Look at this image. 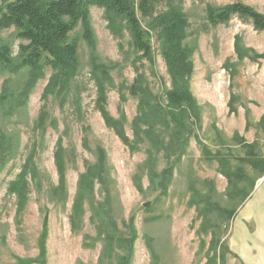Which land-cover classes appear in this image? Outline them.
Masks as SVG:
<instances>
[{
  "label": "rangeland",
  "instance_id": "obj_1",
  "mask_svg": "<svg viewBox=\"0 0 264 264\" xmlns=\"http://www.w3.org/2000/svg\"><path fill=\"white\" fill-rule=\"evenodd\" d=\"M12 0H0V8ZM241 2L264 14V0H175L186 16L185 44L192 50L194 72L191 91L200 105L201 127L184 153L164 155V147L172 141L170 131L158 128L165 137L161 152L156 154V170L174 167V176L166 194L154 185L148 174L147 151L152 149L148 139L131 149L125 145L115 129L108 126L101 107L114 119L124 117V132L135 139L132 123L138 115L139 96L131 94L136 77L145 78L147 87L156 97L161 109L167 111V91L172 79L162 55L156 31L149 29V21L141 18L148 30L152 45V61L135 50L125 22L123 32H115L104 8L92 6L90 22L95 46L84 38L80 23L71 33L70 41L78 44V71L66 89L43 96L54 71L46 68L24 106L8 115L0 114L1 131L15 140L16 158L0 166V264H28L39 254V242L45 215L48 213L47 264H119L114 257L105 256V245L92 220L90 199L86 200L77 226L73 225L74 202L81 175L99 159V149L106 154L103 184H96L92 201L105 202L109 197V214L116 220L125 237L130 236L127 224L134 220L137 239L130 264H214L209 260L211 235L199 232L202 218L190 201L191 186L201 193H210L214 202L233 207L229 200L228 180L221 173L217 158L211 159L203 151L204 145L216 155L230 161L231 167L242 166L252 177L259 173L237 157L246 155L238 144V135L255 143L258 154L264 157V31L254 29L252 23L234 17L230 22L212 25L207 18L209 5L222 7ZM167 9L159 5V12ZM120 23V24H121ZM18 30H0V46L10 44L17 54ZM95 70L96 74L93 73ZM29 78V69L12 73L0 68V93L4 87L17 95ZM102 82L105 97L100 103L98 82ZM101 84V83H100ZM164 111V110H163ZM41 119L45 122H41ZM61 146L64 157L65 189H60V173L56 152ZM30 154L36 174L29 175V200L19 212L18 198L9 192V183L17 178ZM142 183V190L137 187ZM255 188L237 214L257 193ZM236 214V215H237ZM220 224L221 241L227 248L237 245L238 231L243 226L236 217L229 221L211 215ZM238 226V227H237ZM246 226V225H245ZM247 229L246 227H243ZM153 239V251L147 238ZM254 245V243H253ZM215 250H218L215 245ZM117 247V246H116ZM118 253L126 254L124 247ZM240 251V250H239ZM156 254V257L153 255ZM231 252V249H230ZM227 264H241L238 254L227 255ZM35 264V263H34Z\"/></svg>",
  "mask_w": 264,
  "mask_h": 264
},
{
  "label": "trees",
  "instance_id": "obj_2",
  "mask_svg": "<svg viewBox=\"0 0 264 264\" xmlns=\"http://www.w3.org/2000/svg\"><path fill=\"white\" fill-rule=\"evenodd\" d=\"M175 0H12L0 8V30L16 28L17 38L22 40L17 54L10 44L0 46V68L12 73L29 69V78L22 90L17 94L4 87L0 93V114L4 111L11 115L16 108L24 106L39 79L44 78L46 68H51L52 75L43 93L44 97L53 94L57 90L58 95L67 93L69 82L73 80L78 71V44L70 41V33L81 23L84 28V38L94 48L95 37L90 22V10L92 6L105 9L109 23L115 32L122 33L125 22L129 28L132 43L144 58L152 61V45L148 39V30L142 24L141 18L149 21V29L156 31L161 43L162 55L166 62L168 72L172 79V89L167 91V111L161 109L159 103H155L156 97L147 87H143L145 78L139 74L131 86V94L139 96L138 115L132 123L135 139L132 141L124 132V117L112 118L103 107L102 114L108 126L115 129L122 142L131 149L148 139L152 143V149L147 151L148 174L151 182L161 188V193L166 194L174 176V167L168 166L160 172L156 170V154L161 152L165 137L158 128L163 127L170 131L172 138L169 146L164 147V155L170 157L171 152L184 153L190 143V137L194 136L201 142L195 130L201 127V108L191 91V78L194 72V64L191 60L192 50L185 44L188 21L180 11V5L174 4ZM166 4L167 9L159 12V5ZM234 17L242 21L252 23L257 31H264V14L253 7L241 2L231 3L222 7L209 5L207 18L210 24L219 25L230 22ZM121 23V24H120ZM264 57V55H255ZM96 74L95 70L93 71ZM101 83V84H100ZM100 103L106 99L102 82H98ZM164 110V111H163ZM41 122L45 120L41 119ZM264 122V115L261 119ZM1 125V123H0ZM264 125V123H263ZM1 131V127H0ZM238 144L245 148L246 155L237 157L241 164H248L257 170L259 176L252 178L242 166L231 167L230 161L223 156L213 154L204 145V153L211 159L217 158L221 173L228 180V198L235 202L233 207L224 206L214 202L210 193H201L194 185L191 186L193 195L191 205L195 206L198 215L202 218L199 232L211 235L209 251L213 255L209 260L214 264H226L228 248L221 241L220 231L222 227L213 220L211 215L217 214L224 221H231L237 214L238 205L245 202L255 188L256 182L264 175V157L258 154L256 144L247 142L239 137ZM147 138V139H146ZM56 152V162L60 173V189H65L64 157L61 143ZM15 140L5 132L0 133V166H4L16 158ZM34 155L30 154L22 166L20 174L9 183V192L18 198L19 212L24 210L29 200L30 182L29 175L36 174V168L32 167ZM106 154L99 149V159L95 165L87 167L81 175L79 189L74 202L71 216L76 227L83 212L84 203L90 199L92 220L95 229L103 238L105 256L114 257L119 264H130L137 232L134 220L131 219L129 228L130 236L125 237L118 223L109 214L110 201H92L95 198L96 184H103V172L105 169ZM139 190H142L141 181L136 182ZM48 213L45 215L43 230L39 242V254L31 259L28 264H47V239L49 235ZM147 245L153 251V239L148 236ZM217 245L218 250H215ZM124 247L126 254L116 252L117 247ZM153 255L156 257V254Z\"/></svg>",
  "mask_w": 264,
  "mask_h": 264
},
{
  "label": "crops",
  "instance_id": "obj_3",
  "mask_svg": "<svg viewBox=\"0 0 264 264\" xmlns=\"http://www.w3.org/2000/svg\"><path fill=\"white\" fill-rule=\"evenodd\" d=\"M236 216L243 226L235 229V235L236 230L239 234V242L228 247L227 255L232 252L238 254L241 264H264V181L259 183L257 193ZM245 225L247 229L243 228Z\"/></svg>",
  "mask_w": 264,
  "mask_h": 264
}]
</instances>
